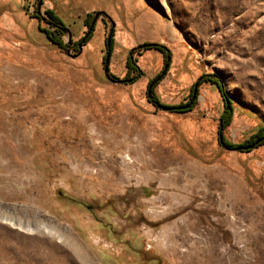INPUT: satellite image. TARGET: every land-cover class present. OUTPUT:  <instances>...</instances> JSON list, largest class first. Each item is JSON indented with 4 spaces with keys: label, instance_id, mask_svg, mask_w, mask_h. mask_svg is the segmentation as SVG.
Wrapping results in <instances>:
<instances>
[{
    "label": "rangeland",
    "instance_id": "374dc122",
    "mask_svg": "<svg viewBox=\"0 0 264 264\" xmlns=\"http://www.w3.org/2000/svg\"><path fill=\"white\" fill-rule=\"evenodd\" d=\"M38 3L0 0V264H264V0Z\"/></svg>",
    "mask_w": 264,
    "mask_h": 264
},
{
    "label": "water",
    "instance_id": "95a60500",
    "mask_svg": "<svg viewBox=\"0 0 264 264\" xmlns=\"http://www.w3.org/2000/svg\"><path fill=\"white\" fill-rule=\"evenodd\" d=\"M42 4H43V0H39V3H38V13H39V14H40V9H41ZM101 16H106V17H107L109 20H111V22H112V29H111V32H110L111 34L108 36V39H107V46L110 47V45H111V40H112V33H113V31H114V28H115L116 24H115V22L111 19V17H110L106 12H104V11H98V12L95 13L94 18H93V20H92V22H91V24H90V26H89V32H88V34H89L90 32L93 31L96 22L98 21V19H99ZM61 30H62V32L65 31V29H63V28H61ZM67 33L69 34V37L71 38L70 32H69L68 30H67ZM148 46H150V45H148V44H144V45H140L139 48H145V47H148ZM68 49H69V46L67 47V50H68ZM82 50H83V44L81 43V44H79V51H78L77 54H75V55H71L70 52L68 51V55L72 56V58H77V57H79V56L82 54ZM134 50H135V48L132 49V52H133ZM109 62H110V53H108L107 56H106V58H105V62H104V71H105V74L107 75V77H108L110 80H112V78H110V76L108 75V72H109ZM167 68H168V65L165 66V69H164V71L162 72V74H161L157 79H155L154 81H152V82L150 83L149 88H148V97H149V98L152 97V94H151L152 87H153V86H154V85H155V84L161 79V77L165 74ZM157 107H158V108H162L163 110H169V108H167V107H163V106H161V105H159V104H157ZM187 107H188V106H185V107H182V108H187ZM259 142H260V141L256 142V143H255L254 145H252V146L244 147L243 149H245V150H246V149H252V148H254L255 145L258 144Z\"/></svg>",
    "mask_w": 264,
    "mask_h": 264
},
{
    "label": "trees",
    "instance_id": "16d2710c",
    "mask_svg": "<svg viewBox=\"0 0 264 264\" xmlns=\"http://www.w3.org/2000/svg\"><path fill=\"white\" fill-rule=\"evenodd\" d=\"M46 14L48 15V17H49V21H51V24H50V26H51V28H53V29H55V30H58V33L59 34H61L62 33V30H61V28H63V29H65V31L64 32H67V28L65 27V25L63 24V22L61 21V19L58 17V16H56L55 15V13L52 11V10H47L46 11ZM63 32V33H64ZM91 36H89V38H90ZM89 38H87V40L89 39ZM86 40V41H87ZM53 42L56 44V45H59L60 47L62 46V44L60 43V42H56L55 40H53ZM157 48H159V49H165V50H167L164 46H162V45H155ZM111 49V48H110ZM131 64H133V65H135V62H133L132 61V58H129V65H131ZM135 66H137V65H135ZM139 71V70H138ZM140 72V71H139ZM136 79H134V78H132L131 80H128V79H126V80H122L123 82H127V81H135ZM151 102L152 103H154V104H159V102H158V100L156 99V97H152V100H151ZM160 105V104H159ZM166 107H169L171 110H178V106H166ZM231 113L230 112H226V118H227V121L223 124V126H226V125H229V123L231 122ZM256 139H260L261 141H260V143L257 145V146H255V148L256 147H258V146H261V145H264V128H262L261 130H260V132H259V134H256L255 136H254V138H253V142L252 143H254V141L256 140ZM252 143H250V142H248L247 144H244V145H238V146H233V145H230V147H242V146H246V145H250V144H252Z\"/></svg>",
    "mask_w": 264,
    "mask_h": 264
},
{
    "label": "flooded vegetation",
    "instance_id": "af4514ba",
    "mask_svg": "<svg viewBox=\"0 0 264 264\" xmlns=\"http://www.w3.org/2000/svg\"><path fill=\"white\" fill-rule=\"evenodd\" d=\"M48 23L51 24V21L48 20ZM70 49H71V47H69V50H70ZM69 50H66V51L68 52Z\"/></svg>",
    "mask_w": 264,
    "mask_h": 264
}]
</instances>
